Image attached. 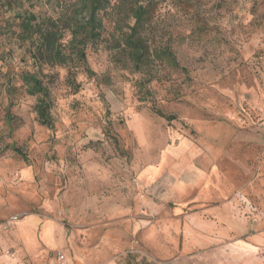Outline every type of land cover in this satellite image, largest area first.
<instances>
[{"label": "rangeland", "instance_id": "374dc122", "mask_svg": "<svg viewBox=\"0 0 264 264\" xmlns=\"http://www.w3.org/2000/svg\"><path fill=\"white\" fill-rule=\"evenodd\" d=\"M87 1L0 0L2 264H264V0H141L187 72L135 69L131 0L99 12L86 63L30 59L17 14L82 21Z\"/></svg>", "mask_w": 264, "mask_h": 264}, {"label": "trees", "instance_id": "16d2710c", "mask_svg": "<svg viewBox=\"0 0 264 264\" xmlns=\"http://www.w3.org/2000/svg\"><path fill=\"white\" fill-rule=\"evenodd\" d=\"M131 1L134 3L131 9L134 23L128 26L124 35V46L135 69L141 71L149 63L160 61L187 72L180 66L170 46L151 48L146 35V28L153 17L151 2L143 4L141 0ZM109 3L110 0H88V14L82 21L71 17L55 20L30 11L19 13L16 16L20 19L21 27L19 40L27 45L26 52L35 63L51 66H65L74 60L86 63L88 46L97 43L102 36L103 24L99 12L106 9ZM68 33L70 39L66 42ZM22 77L27 93L39 98L36 105L38 122L52 129L54 125L50 114L51 101L48 88L36 73L27 72ZM7 114L9 115V111ZM156 114L168 121L175 119L174 116H168L160 110H156ZM14 150L18 152L17 149Z\"/></svg>", "mask_w": 264, "mask_h": 264}, {"label": "built area", "instance_id": "2783aa9c", "mask_svg": "<svg viewBox=\"0 0 264 264\" xmlns=\"http://www.w3.org/2000/svg\"><path fill=\"white\" fill-rule=\"evenodd\" d=\"M0 264H2L1 260H0Z\"/></svg>", "mask_w": 264, "mask_h": 264}]
</instances>
